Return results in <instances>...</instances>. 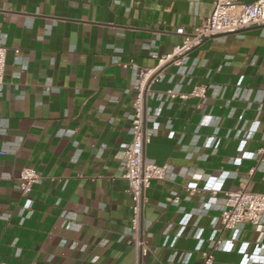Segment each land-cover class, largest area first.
<instances>
[{"label":"crops","instance_id":"crops-1","mask_svg":"<svg viewBox=\"0 0 264 264\" xmlns=\"http://www.w3.org/2000/svg\"><path fill=\"white\" fill-rule=\"evenodd\" d=\"M212 7L213 0H0V38L7 47L0 116L9 119L8 134H0V149L7 150L0 154V262L184 264L192 251L190 264H198L202 252L211 250L210 224L219 213L218 208L210 210L209 179L223 182V190L244 185L264 192V171L250 175L255 160H239L261 144L264 98L244 115L243 135L250 138L241 150L235 125L247 103L233 99L240 81L252 89L264 87L262 25L207 39L193 52L191 57L207 61V67H198L191 82L179 89L190 94L195 85H211L206 99L177 97L164 103L156 118L146 123L153 135L145 155L171 164L176 173L186 176L153 179L146 191L143 219L151 223L147 255L138 259L135 247L120 238L131 225L132 198L119 170V144L131 139L129 115L135 92L128 91L131 68L112 63V56L154 66L158 61L149 55L147 44L162 54L171 52ZM165 72L167 79L152 83V89L165 91L178 82L177 76L172 79L174 65ZM220 86L225 88L223 95L217 94ZM47 89H51L49 94ZM148 104L157 105L151 99ZM232 107L238 110L230 118ZM259 111L258 132L250 133ZM217 118L222 137L217 151L198 150L204 137L215 134ZM228 128L233 131L225 137ZM69 131L73 134H66ZM16 139L23 140L18 148ZM76 151L79 157L73 158ZM24 167L42 175L28 195L19 189ZM192 181L200 192L189 201L183 185ZM173 191L179 192L184 212L174 204L163 206ZM199 196L206 202L201 203ZM29 198L34 201L32 213L27 207ZM223 201L220 191L216 206ZM202 209L207 214L199 212ZM64 211L73 214L77 228L64 224ZM192 211L187 236L176 242L180 255L171 261L173 249L163 244L164 233L170 228L169 244L177 223ZM196 224L204 227L203 240L192 236ZM258 231H264V217L257 226L245 227L233 249L228 245L226 251L215 252L213 264H242V253L256 247ZM220 236L230 239L232 231ZM247 264H264V246Z\"/></svg>","mask_w":264,"mask_h":264},{"label":"built area","instance_id":"built-area-1","mask_svg":"<svg viewBox=\"0 0 264 264\" xmlns=\"http://www.w3.org/2000/svg\"><path fill=\"white\" fill-rule=\"evenodd\" d=\"M264 25V0H254L253 2H241L239 0H213V7L211 12L203 19V21L194 28L193 33L185 35L180 44L176 45L171 52L161 53L152 44H147L149 55L157 59V64L154 66H141L134 62L122 61L121 56L113 55L112 63L120 64L125 68H131V82L128 89L129 92H135V99L132 103V112L129 115L131 123L130 133L131 139L129 141L120 142L119 170L121 175L128 181V192L132 198V218L131 225L125 227L121 233V240H127L129 244L135 247L137 258L147 255L150 251L147 239L151 236L148 229L151 226L150 222H144L143 211L146 203V191L150 188L153 179H170L185 177L184 173L174 171V167L168 163H159L157 160L149 158L145 155V147L151 141L153 131L146 127L148 120L156 118L159 109L164 103H172L175 98H187L189 95L197 96L203 99L207 97L208 88L211 85H195L190 94L182 93L179 89L184 84H189L194 76L195 70L198 67H207L208 62L203 61L198 57L192 58L193 52L198 49L205 40L229 35L239 34L244 30ZM7 59V47L0 38V92L4 86L5 78V65ZM174 65L176 72L172 75V79L177 76L178 82L173 87L163 90H154L151 88L152 83H162L167 79L166 67ZM208 75L211 74L209 70ZM214 87V86H213ZM233 99L240 102L247 103L245 108L240 109L237 117L238 122L235 125L238 130L239 148L248 139L244 133L243 121L244 115L247 110L252 108L255 102H262L264 98V87L259 89H252L242 84L240 81L234 88ZM51 89H47V94ZM217 94L223 95L225 88L220 86ZM115 99L117 96L114 97ZM151 99L157 103L155 106H150L148 100ZM237 107L230 108L227 116L234 117ZM260 113L254 117V126L249 130L250 133L258 132L260 121ZM215 123L216 131L214 135L204 137L201 145H197L198 150L201 147L211 148L213 153L217 151L218 144L220 143L221 136L219 134L220 125L219 118ZM9 119L0 116V134H8ZM233 129L228 128L225 130V137H229ZM73 134V131L66 133ZM261 142L260 146L250 155L240 157V163L244 160H255V164L250 168L249 173L253 175L255 171H264V134L260 133L258 136ZM22 139H16L15 143L18 148L22 145ZM6 149H0V154L6 153ZM80 152L73 153V158H78ZM208 154L203 155V159H207ZM230 173L229 175H231ZM228 176V175H227ZM236 175H233L235 177ZM2 178H8L7 175H2ZM42 179L41 173L32 167H24L20 172L19 189L22 195H28L33 189V186L39 183ZM223 182H218L215 177L209 179L206 189L212 194L208 203L210 210L217 209L219 213L212 216L211 221V234L208 240L212 243L211 250L202 252V261L198 264H213L215 260V252L226 251L228 245L233 247L241 241L242 233L247 225L257 226L264 217V192L249 189L242 185L236 190H223ZM188 192L185 199L192 200L196 195L199 188L193 181L183 185ZM223 191L224 201L223 204L217 207L216 195L218 192ZM201 203L206 202L205 197H198ZM34 201L29 198L27 200V207L29 213H32ZM169 204H174L178 207L180 212L185 211V207L180 205V197L178 191H173L172 195L168 198V202L163 204L165 208ZM195 210V209H194ZM208 210L202 209L199 211L207 214ZM193 211L184 213V216L177 223V229L174 233L172 241L168 244L170 237L168 228L164 233V245H168L172 250L169 254L171 261H175L180 255V250L176 248L178 239L187 236L191 228L190 219ZM201 215V214H200ZM64 219V224L71 228H77L74 225L73 214L64 211L61 215ZM174 225L171 224L169 226ZM175 226V225H174ZM192 236L197 240H203L204 227L199 224L193 225ZM225 230H231L232 236L230 239L222 238L220 235ZM217 234H220L217 236ZM258 239L254 251H244L242 264H247L249 259L264 246V231H258ZM194 253L190 251L184 264H190ZM0 264H8L7 262H0Z\"/></svg>","mask_w":264,"mask_h":264}]
</instances>
